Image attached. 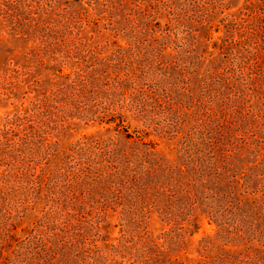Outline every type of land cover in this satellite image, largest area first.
<instances>
[{
	"label": "trees",
	"instance_id": "obj_1",
	"mask_svg": "<svg viewBox=\"0 0 264 264\" xmlns=\"http://www.w3.org/2000/svg\"><path fill=\"white\" fill-rule=\"evenodd\" d=\"M0 21L59 73L114 39L0 123V264H148L132 246L186 206L217 228L200 264H264V0H0ZM80 122L101 133L67 141Z\"/></svg>",
	"mask_w": 264,
	"mask_h": 264
},
{
	"label": "rangeland",
	"instance_id": "obj_2",
	"mask_svg": "<svg viewBox=\"0 0 264 264\" xmlns=\"http://www.w3.org/2000/svg\"><path fill=\"white\" fill-rule=\"evenodd\" d=\"M3 1L5 2L6 0ZM10 21L11 19L8 22ZM22 34L11 24L7 23L6 25L5 22L0 21V123L6 118L17 116L26 109L31 110L34 101L42 98H51L48 96L49 91L52 92L59 88V86L61 87L62 84H67L64 75L73 73L75 67L79 66V64L85 67L89 64L87 62L88 59L102 63L105 58H110L112 52L111 42L114 41V39H111L107 42L108 45L105 46L106 42L100 40L101 54L96 53L90 58L89 55L87 57L81 56L82 58H79V60H84L83 62L70 61L68 65L63 67L62 72L59 73L57 70L61 66L50 62L48 54L41 57V60L40 55L37 54L40 51L35 48V44L30 39L22 36ZM119 44L124 45L122 40ZM101 130L102 127L99 124L86 125L84 122H80L78 126L66 134L65 139L67 141H74L83 135L100 134ZM158 142L157 151L164 160L170 163L179 162L177 152L170 148L168 142L164 141V139ZM123 143H125V140H119L120 146ZM181 212L176 222L177 227L182 226L179 230L174 227V224L165 225L160 221L161 218H153L148 232L154 246L147 245L146 251L138 248V246H132L131 250L133 254L138 257L141 254L142 259H148V264H200V257L194 251V248L202 238L214 236L217 228L209 224V221L205 217L200 216L199 208L186 206ZM25 228H27V225L24 223L16 225L12 229L15 239L18 240L25 236L23 233ZM118 231V227H115V223H112L108 230L109 238H118ZM103 235L107 234L104 233ZM101 245L102 242L99 243V246ZM158 245H163V247H158ZM247 247H249L248 251L252 253L258 247V244L256 242H251L250 244L242 241L235 243V247L226 246V249L241 251ZM144 256L147 257L144 258ZM97 259H102V257L99 256ZM87 264L109 263L102 260L100 263L95 261L93 263L88 262Z\"/></svg>",
	"mask_w": 264,
	"mask_h": 264
}]
</instances>
